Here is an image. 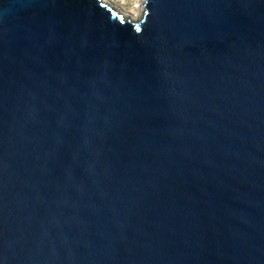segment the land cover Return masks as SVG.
<instances>
[{
  "label": "water",
  "instance_id": "95a60500",
  "mask_svg": "<svg viewBox=\"0 0 264 264\" xmlns=\"http://www.w3.org/2000/svg\"><path fill=\"white\" fill-rule=\"evenodd\" d=\"M0 264H264V0H0Z\"/></svg>",
  "mask_w": 264,
  "mask_h": 264
},
{
  "label": "rangeland",
  "instance_id": "374dc122",
  "mask_svg": "<svg viewBox=\"0 0 264 264\" xmlns=\"http://www.w3.org/2000/svg\"><path fill=\"white\" fill-rule=\"evenodd\" d=\"M109 2L110 5L115 7V9L127 18L138 17L140 19L142 14L140 12V7L145 0H104Z\"/></svg>",
  "mask_w": 264,
  "mask_h": 264
},
{
  "label": "bare ground",
  "instance_id": "6f19581e",
  "mask_svg": "<svg viewBox=\"0 0 264 264\" xmlns=\"http://www.w3.org/2000/svg\"><path fill=\"white\" fill-rule=\"evenodd\" d=\"M140 12H141V14H143V12H144V2H143V4H142V6L140 7ZM126 19H127V17H126ZM138 19V17H132V20H137Z\"/></svg>",
  "mask_w": 264,
  "mask_h": 264
}]
</instances>
